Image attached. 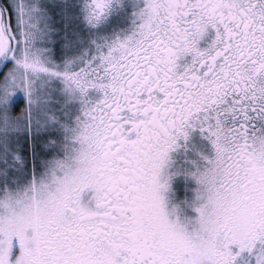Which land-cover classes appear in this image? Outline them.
<instances>
[{
	"label": "snow or ice",
	"instance_id": "1",
	"mask_svg": "<svg viewBox=\"0 0 264 264\" xmlns=\"http://www.w3.org/2000/svg\"><path fill=\"white\" fill-rule=\"evenodd\" d=\"M0 264H264V0H0Z\"/></svg>",
	"mask_w": 264,
	"mask_h": 264
}]
</instances>
